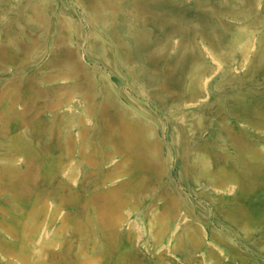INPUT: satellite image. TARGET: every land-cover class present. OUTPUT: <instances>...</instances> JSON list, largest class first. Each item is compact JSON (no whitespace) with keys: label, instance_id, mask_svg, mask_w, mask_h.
I'll return each instance as SVG.
<instances>
[{"label":"rangeland","instance_id":"1","mask_svg":"<svg viewBox=\"0 0 264 264\" xmlns=\"http://www.w3.org/2000/svg\"><path fill=\"white\" fill-rule=\"evenodd\" d=\"M0 264H264V0H0Z\"/></svg>","mask_w":264,"mask_h":264}]
</instances>
